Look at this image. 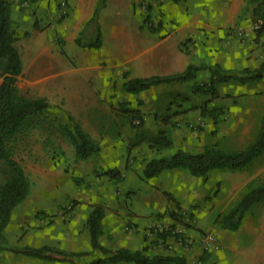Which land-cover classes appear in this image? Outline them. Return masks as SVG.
<instances>
[{
  "label": "crops",
  "instance_id": "obj_1",
  "mask_svg": "<svg viewBox=\"0 0 264 264\" xmlns=\"http://www.w3.org/2000/svg\"><path fill=\"white\" fill-rule=\"evenodd\" d=\"M141 1L144 0H106L99 8L96 20L91 22L100 0H67L69 14L57 28L62 36L61 51L58 52L53 42L51 46L46 43L42 48L37 46L36 41L33 47L35 54L42 56L45 53V63L33 66L34 75L30 73L29 66L28 81L38 92L37 96L47 98L53 106L60 105L75 116L101 147L100 152L87 159H79L74 145L60 134L62 137L57 145L62 153L57 158L48 153L49 173L64 176L62 180L67 181L71 177L90 178L86 187L68 183L67 189L71 188V196L78 198L81 203L72 217L71 224H75L71 229L72 239L64 243L63 247L71 251L92 249L87 222L93 208L101 205L105 209L103 233L100 236L104 246L110 249L146 248L150 256L181 253L191 264L198 253L195 248L179 243L176 237L170 235L159 237L152 226L157 214L174 213V201L168 193L180 202L177 211H181L182 207H186L184 200L188 196H198L196 182H200L203 177L194 176L185 168L166 169L147 179L163 177L168 183L158 180L156 184L147 183L144 187L146 193H138L137 180L147 182L144 168L151 153L142 150L144 143L141 142L131 148L132 139L123 135L122 122L118 119H127V112L123 108L139 109L144 118L143 128L148 133L155 132V129L147 126L151 119L158 118L159 104L163 102L160 93L170 89L179 92L186 85L194 86L200 71L192 79L161 83L139 93L128 92L123 85L130 78L180 73L190 63L204 66L220 63L226 68L235 69L247 67L244 65L248 57L247 50L237 42L239 36L228 35V30L236 26L243 28L246 34L254 35L252 18L257 1L199 0V3L190 4L191 0H149L152 9L148 13H153L152 21L163 19L165 23V29L158 30L147 27L145 13L139 10ZM48 2L51 3V9L55 10L54 0ZM49 28L46 32L51 30ZM99 30L102 45L98 48L86 45L95 42ZM78 38L82 44L78 43ZM203 70L208 77L209 69ZM112 104L120 110L113 113ZM105 118H111L112 123L101 122ZM158 123L173 139V146L163 150L162 154L169 155L179 148L191 152H200L205 148L206 145H203L202 149H195L193 142L178 136L179 132L175 131L172 136L170 124L162 121ZM144 157L148 159L141 160ZM111 169L122 171L124 179L117 182L112 179L107 173ZM183 172L186 173L184 177L176 175ZM91 173H94L93 178L90 177ZM48 175L46 172L45 179H48ZM51 183L56 185L55 182ZM112 187L116 189L113 191ZM122 193H125L124 199ZM43 194L42 191L34 190L28 198L32 204L28 208L29 218L33 219L35 225L42 227L39 232L45 229L43 221H38L34 212L51 209L60 201L64 202L66 195H69L63 189L61 196L56 199L51 196L53 200L42 204L41 199H49ZM127 221L134 223L136 229L124 230L123 223ZM83 224L85 228L82 231ZM108 227L111 235L105 236ZM80 231L83 232L82 236ZM218 237L228 249L229 254L221 259L227 264H264V222L261 226L251 225L248 228L241 225L233 232L224 230ZM108 239L113 240L112 247L108 246ZM167 243H170L169 247ZM29 257L24 254L13 256V263L29 262Z\"/></svg>",
  "mask_w": 264,
  "mask_h": 264
},
{
  "label": "rangeland",
  "instance_id": "obj_2",
  "mask_svg": "<svg viewBox=\"0 0 264 264\" xmlns=\"http://www.w3.org/2000/svg\"><path fill=\"white\" fill-rule=\"evenodd\" d=\"M11 1L13 2V27L19 34L16 45L22 55L24 66L21 75L18 77L17 84L23 94L31 97H39L36 95L38 92L35 91V88L29 84L28 73L29 66H31L30 73L33 75L36 73L35 67H33L34 63H45V53L42 54V56L36 55L35 49H33L34 43L38 41L37 46L43 48L46 43L51 46L53 42L57 45L58 52H60L62 46L60 40L62 36L59 34L57 28L60 27L67 17L69 10L63 11L61 7L62 0H54L55 10L51 9V3L48 2V0ZM144 1L149 2V0ZM253 1L254 3L256 2L255 0ZM193 2L196 4L199 3V0H191L190 4H193ZM258 5L259 1H257L255 8ZM139 10L141 11L140 7ZM141 13L144 14L143 12ZM254 14L255 16L252 18L253 30L255 22L257 18H259V15L256 14L255 11ZM147 25L149 24L147 23ZM47 28L51 30L46 32ZM236 28V26L229 28L228 35H235L238 38ZM253 33L255 34H246L244 39L239 37V39L236 40L240 46L247 50L246 54L248 57H246L244 65L256 68L264 61V35L257 38L255 30ZM52 38H54L53 41L51 40ZM30 49L32 50L30 51ZM205 74L204 70L199 72L197 83L202 84L206 81L205 79L209 76L206 77ZM1 81L2 77L0 76V83ZM193 87L194 86L186 85L180 88L181 90L179 92L175 89H170L160 93L162 94L163 102L159 104L160 111L157 113L158 118L151 119L147 127L155 129V132H157L160 128L158 121H161V115H164L165 112L171 114L173 111H182V113L173 117L174 121L172 125L170 124L171 134L173 136L175 131L179 132V134L177 133L178 136L184 140L193 142L195 149L200 150L205 145H210L224 150H239L256 139L261 125V116L264 113V78L261 80L249 81L247 83L234 80L224 82L219 85L220 95L217 97L194 91ZM206 100H210L211 106L216 105L220 107V111L223 110V112H218V122H214L211 117L203 115L202 105ZM170 105V111H166L167 107ZM57 106L60 105L54 106V109H57ZM111 107L113 113L120 110L119 107L113 104ZM118 120L122 122L121 127H123V135L132 139L130 142L131 148L140 143V136L137 134L140 129L134 126L128 118L126 120ZM101 122L112 123V119L105 118L101 120ZM174 122L176 123L173 125ZM61 137L60 132L57 131L54 126L49 127L45 125H31L24 128L16 136L14 154L15 158L25 168L30 179L31 186L29 194L34 192V190L42 191L45 197H49L48 200L45 198L41 199L40 201L42 204H48L51 200L61 196L63 189L67 190L69 195H66L64 202L60 201L51 209H40L34 212L33 215L36 216L38 221H43V223H41L44 225L45 230L39 232V229L42 227L35 225L33 219L29 218L31 215L28 208L32 207V204L30 203V199H28V194L26 199L14 208L13 219L6 230L8 240L13 245L19 247L25 245L38 247L48 244L55 246L63 252H74L64 248L63 244L72 239L73 232L71 229L75 227V224H71L72 217L81 201L71 196V188L69 187L67 189V186L70 182V185L76 183L75 185L77 186L82 185L86 187L90 178L71 177V180L69 179L70 181H67L62 180L64 176L60 177V175H56V173H49L50 164L47 161L48 153L50 156L53 154L56 158L57 155L62 153L60 147L57 145ZM142 143H144L142 150L151 153L149 157L158 155L156 151L149 148L147 142ZM144 159L146 160L148 157H144L141 160ZM3 168V163L0 161V181H3L6 175ZM46 172L49 174L48 179H45ZM185 174L186 173L183 172L176 175L184 177ZM187 175L190 174L187 173ZM90 177L93 178L94 173H91ZM161 178H146L147 182H142L138 179V193H146L144 187L147 183L156 184L155 181L157 180L168 183V180H165L163 177ZM253 180L257 182L264 181V154L256 159L249 167L242 170H213L207 177H203L200 182H196L198 196H196V198L188 196V198L184 200L186 207H182L181 211L180 209L177 211V206L180 202L176 200L173 202L174 207L172 210L177 213V219L171 213L169 215L157 214L153 223L160 222L162 230L171 228L175 225V230H172L169 234L171 237L178 236L177 232L179 228H181L179 231L182 232L181 236L183 238L198 237L205 232H213L218 236L221 231L229 230L224 227V217L241 194L247 189L248 184ZM51 182H55L56 185H52ZM115 189V187H112L113 191ZM51 196L54 198L52 199ZM123 196H125V193H122V198L124 199ZM69 202H73V211L69 215H64L63 211ZM45 211L49 212L51 215L44 216L42 212ZM263 222L264 201H261L247 212L242 226L243 228H248L251 225L261 226ZM156 226L157 225H153L152 228ZM78 227L79 226H77V228ZM82 227L83 231L85 228L84 224ZM126 228L132 231L136 229V226H134V223L127 221L123 223V229L126 230ZM259 229L260 227L257 228V231ZM82 231H80V236L83 234ZM229 231L233 232L231 230ZM107 235H111L109 227L105 230V236ZM112 241V239L107 240L108 246L112 247ZM219 241L221 246L218 250H203L200 247H195L198 253L194 258V262L192 263L190 261L191 264H227L221 259L222 256L229 254L227 252L228 249L224 246L220 238ZM183 242L186 243L185 241ZM169 244L170 243H167L168 247ZM191 248L193 247L191 246ZM20 254L21 253L12 250H5L0 264H14L13 256H19ZM59 256L62 259L43 260L29 257V262L25 261L19 264H80L73 257H67V255L65 256L62 254H59Z\"/></svg>",
  "mask_w": 264,
  "mask_h": 264
},
{
  "label": "trees",
  "instance_id": "obj_3",
  "mask_svg": "<svg viewBox=\"0 0 264 264\" xmlns=\"http://www.w3.org/2000/svg\"><path fill=\"white\" fill-rule=\"evenodd\" d=\"M105 2L106 0H100L91 22L96 20L99 8ZM147 3L151 10L150 3ZM255 9L256 14L261 18L260 26L255 29L257 38H259L264 35V0H261ZM12 11L13 2L11 0H0V76L2 77L0 83V161L3 163L6 174L5 179L0 181V261L5 250H12L43 260L62 259L59 254L67 255V257L75 258L80 264H188L187 258L181 253L150 256L146 253V248L110 249L104 246L100 242L105 217V209L101 205L93 208L87 222L91 235V250L69 253L48 244L38 247L32 245L19 247L9 242L5 230L12 219L14 208L26 199L31 186L25 168L15 158L14 143L17 134L31 125L54 126L74 145L79 159H87L101 150L99 143L71 113L60 106L54 109V106L45 97H31L20 91L17 80L24 66L22 55L16 45L19 34L13 27ZM152 14L151 12L145 13L146 22L151 21L147 27L150 30L165 29L164 20L159 19L154 22L151 19ZM77 41L82 44L80 38ZM86 45L97 48L102 45L100 30L95 42ZM205 68H208L210 72L208 80L202 84H195L193 89L203 94H210L212 97L220 95L219 85L224 82L234 80L247 83L264 78V61L256 68L247 66L242 69L224 68L220 63L213 66L190 63L183 72L166 76L130 78L125 80L123 86L128 92L139 93L161 83L192 79ZM169 109H171V105L167 107L166 111H170ZM124 110L127 112L129 121L140 129L137 132L140 142H147L149 148L158 153L146 161L144 168L146 178L157 176L162 171L172 168H185L197 177H207L213 170H242L264 154V113L261 116V125L256 139L242 149L224 150L206 145L200 152L179 148L169 155H164L161 152L173 146V139L168 131L165 128H159L157 132L148 133L143 128L144 118L139 109L124 108ZM218 112H223V110L220 111V107L216 105L211 106L210 100L203 103V115L211 117L214 122L219 121ZM180 113L182 111H173L171 114L165 112L160 119L163 123L172 125L173 117ZM136 118L140 119L139 123L135 122ZM107 173L116 182L124 179L122 171L118 169L108 170ZM168 196L175 201L171 194L168 193ZM261 201H264V181L253 180L225 215L224 227L231 231H237L243 224L247 212ZM42 213L44 216L51 215L46 211ZM172 215L176 219L178 218L176 212ZM175 227L173 225L169 229L158 231L159 237L165 238L172 230H175ZM179 234L182 232H177V235Z\"/></svg>",
  "mask_w": 264,
  "mask_h": 264
},
{
  "label": "built area",
  "instance_id": "obj_4",
  "mask_svg": "<svg viewBox=\"0 0 264 264\" xmlns=\"http://www.w3.org/2000/svg\"><path fill=\"white\" fill-rule=\"evenodd\" d=\"M61 7L63 8V11L69 10V5L66 0L61 1ZM139 7L143 13H148L149 8H148L147 1H141L139 3ZM148 23H151V22H148ZM260 23H261V18H257L254 24V30L260 26ZM236 32L241 39H244L246 37V31L243 28H237ZM135 122L139 123L140 119L136 118ZM73 208H74L73 202H69L66 205V208L64 209L63 214L64 215L71 214V212L73 211ZM154 225H157L156 227L152 228L154 232L157 233L158 231H163L160 222L158 223L154 222ZM166 229H169V228H166ZM178 232L180 231L178 230ZM175 237L177 241L183 245H186L188 247L192 246L193 248L200 247L203 250H218L220 249V246H221L218 236L214 234L213 232H205L203 235L198 236V237L183 238L181 234ZM183 241H185L186 243H184Z\"/></svg>",
  "mask_w": 264,
  "mask_h": 264
},
{
  "label": "bare ground",
  "instance_id": "obj_5",
  "mask_svg": "<svg viewBox=\"0 0 264 264\" xmlns=\"http://www.w3.org/2000/svg\"><path fill=\"white\" fill-rule=\"evenodd\" d=\"M36 65V63H34V65L33 66H35Z\"/></svg>",
  "mask_w": 264,
  "mask_h": 264
}]
</instances>
